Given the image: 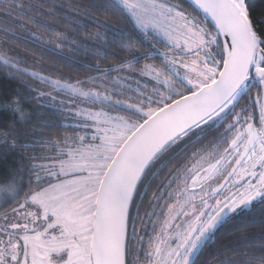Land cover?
<instances>
[{
  "label": "snow or ice",
  "instance_id": "6c2138e0",
  "mask_svg": "<svg viewBox=\"0 0 264 264\" xmlns=\"http://www.w3.org/2000/svg\"><path fill=\"white\" fill-rule=\"evenodd\" d=\"M57 7L0 0V71L27 92L0 94V264H264V241L212 251L264 207V17L247 0H99L76 5L95 16L81 40L44 22ZM65 47L94 63L64 76L22 54Z\"/></svg>",
  "mask_w": 264,
  "mask_h": 264
},
{
  "label": "trees",
  "instance_id": "16d2710c",
  "mask_svg": "<svg viewBox=\"0 0 264 264\" xmlns=\"http://www.w3.org/2000/svg\"><path fill=\"white\" fill-rule=\"evenodd\" d=\"M25 2H29V0H25ZM31 2L62 6L57 7L55 12L49 16L42 18L51 28L63 31L69 36H78L81 40L84 39L85 32L90 31L94 33L96 31L93 24L95 16L88 14L77 15L78 9L76 5H92L98 3L99 0H31ZM247 4L254 18L264 17V0H247ZM52 16H56L57 18L52 19ZM123 26L122 22H118L114 16L111 17L110 28ZM109 37L110 39L114 38L111 30L109 31ZM29 47L33 50H39V45L35 41H31ZM46 47L47 49H52L53 46L47 45ZM114 48L115 45H112L107 50L109 59L103 62V67H107L112 63L111 57L115 55ZM16 51L22 52V48L16 49ZM22 54L26 56L30 64L32 61H36L35 65H32L34 70L48 72L50 69H55L64 76L73 75L74 71L82 72L83 65L94 63L92 55L90 53L86 54L83 49H80V53L76 54L65 47L62 53L51 51L47 58L43 60L29 56L23 52ZM24 79L27 80L28 78L24 77ZM28 82L32 83L30 80ZM17 89L27 94L19 82L8 79L3 71H0V94H11ZM25 108L33 113L34 121L58 123L51 108H41L35 103L25 104ZM3 122L4 117H0V123ZM36 127L39 128V125L37 124ZM245 241L254 244L264 241V207H261L259 204H256L248 212L235 214L227 224L219 228L215 235V244L212 247V251L216 249L224 251L226 246L230 249L235 248L242 251Z\"/></svg>",
  "mask_w": 264,
  "mask_h": 264
}]
</instances>
